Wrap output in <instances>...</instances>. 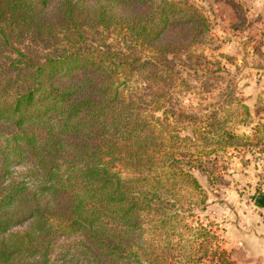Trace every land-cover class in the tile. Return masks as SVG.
<instances>
[{
    "label": "trees",
    "instance_id": "16d2710c",
    "mask_svg": "<svg viewBox=\"0 0 264 264\" xmlns=\"http://www.w3.org/2000/svg\"><path fill=\"white\" fill-rule=\"evenodd\" d=\"M209 28L190 0H0V264H238L195 213L238 135L169 94Z\"/></svg>",
    "mask_w": 264,
    "mask_h": 264
},
{
    "label": "rangeland",
    "instance_id": "374dc122",
    "mask_svg": "<svg viewBox=\"0 0 264 264\" xmlns=\"http://www.w3.org/2000/svg\"><path fill=\"white\" fill-rule=\"evenodd\" d=\"M190 1L210 20L208 32L192 48L196 54H203V64L195 65L194 54L171 58L181 80H176L178 85L169 94L180 107L227 121L238 135L235 144L223 149L218 158L216 170L222 180L214 179V186H208L205 177H199L207 188L209 206L204 213L196 210L195 213L201 218L209 216L217 223L213 229L221 234L220 229H225L231 213L239 215L234 199H238L237 195L248 198L255 191L254 180L264 175V164L260 161V157L264 159V0ZM106 42L116 47L119 40L111 35ZM158 88L162 90L161 85ZM155 89L143 74L136 73L126 90L133 97L150 98ZM241 105L247 106L248 115ZM13 171L23 173L24 166L15 165ZM244 199L241 210L248 209ZM65 241L62 238L58 243ZM200 264L211 263L203 259Z\"/></svg>",
    "mask_w": 264,
    "mask_h": 264
},
{
    "label": "crops",
    "instance_id": "0c3cea01",
    "mask_svg": "<svg viewBox=\"0 0 264 264\" xmlns=\"http://www.w3.org/2000/svg\"><path fill=\"white\" fill-rule=\"evenodd\" d=\"M263 177L264 175L261 174L258 179ZM256 182L257 180H254V183ZM250 195L253 196L254 192ZM237 196L238 199L236 198L234 201L238 203L237 212L239 215L236 217L234 212L231 213L230 220L225 223L224 245L229 249L236 250L233 259L238 264H264V204L259 205L249 202L247 197L244 199L243 196ZM241 199L247 202L248 209L242 207L241 210V206H243ZM241 214L243 216L240 217Z\"/></svg>",
    "mask_w": 264,
    "mask_h": 264
},
{
    "label": "built area",
    "instance_id": "2783aa9c",
    "mask_svg": "<svg viewBox=\"0 0 264 264\" xmlns=\"http://www.w3.org/2000/svg\"><path fill=\"white\" fill-rule=\"evenodd\" d=\"M261 158V163L264 164V159L263 157H260ZM257 193H261V194H264V179L263 178H260L259 180H257L256 182V188H255V191H254V195H256ZM254 195L252 197H254ZM250 202H254L253 198L250 197V195L248 196ZM251 198V199H250Z\"/></svg>",
    "mask_w": 264,
    "mask_h": 264
},
{
    "label": "water",
    "instance_id": "95a60500",
    "mask_svg": "<svg viewBox=\"0 0 264 264\" xmlns=\"http://www.w3.org/2000/svg\"><path fill=\"white\" fill-rule=\"evenodd\" d=\"M254 202L259 205L264 204V194L261 193L256 194L254 197Z\"/></svg>",
    "mask_w": 264,
    "mask_h": 264
}]
</instances>
